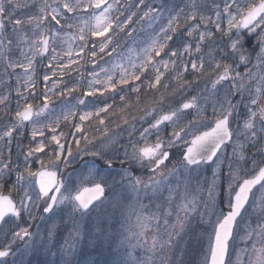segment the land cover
Here are the masks:
<instances>
[{
  "label": "snow or ice",
  "instance_id": "6c2138e0",
  "mask_svg": "<svg viewBox=\"0 0 264 264\" xmlns=\"http://www.w3.org/2000/svg\"><path fill=\"white\" fill-rule=\"evenodd\" d=\"M119 4L120 0H0V86L7 89L0 94V230L7 225L6 240L11 234L7 244L0 243V258L15 255L12 246L18 240L26 242L38 234L31 231L37 219L34 210L46 221L58 210L70 209L71 238L80 235V221L98 211L111 191L114 206L126 209L129 219L136 218V235L146 250L138 264H185L187 250L182 242L197 217L201 249L195 264H264V0H179L158 6L146 0H123V7ZM141 22L153 29V35L141 50L139 64L130 60L128 66L116 65L118 80L105 68L88 72L91 79L83 85L76 106L85 105L87 97L98 101L109 91H121L119 86L141 80L150 69L154 79L146 81L147 87L157 91L165 73L175 72L176 86L167 94L179 93L182 102L169 104L164 111V93L150 101L140 120L149 117L151 122L135 139L131 138L135 124L122 116L120 123L131 129L123 144L120 133L113 132L101 115L110 114L112 105L82 111L80 123L72 125V135L81 137L74 138V151L66 133L57 131L61 117L41 121L52 95L80 91L81 79L71 87L63 84L62 91L56 89L84 62L96 65L103 55L111 57L119 48L114 38L120 33L132 36L131 26ZM250 37L255 38L254 45ZM58 43H67L63 54ZM46 56L50 74L43 75L42 105H36V66L38 58ZM185 74L192 79H185ZM13 78L14 89L9 84ZM140 87L135 85L132 91L139 93ZM162 87L167 91L169 84ZM190 91L195 95L189 96ZM76 115L69 108L62 119L70 122ZM93 116L103 127V139L84 135L83 124ZM26 125H31V140L28 145L17 144L22 149L21 166L13 161L12 144L24 137ZM229 146L231 154L222 156ZM177 151L180 158L168 167L166 162ZM77 155L98 158L100 164L89 162L72 184L61 167ZM33 158L39 168H33ZM209 163L214 165L211 176L199 175L201 165ZM133 168L140 174L134 175ZM59 223L63 221L48 226V238L56 234ZM148 232L151 236H146ZM60 264L77 261L66 250Z\"/></svg>",
  "mask_w": 264,
  "mask_h": 264
},
{
  "label": "rangeland",
  "instance_id": "374dc122",
  "mask_svg": "<svg viewBox=\"0 0 264 264\" xmlns=\"http://www.w3.org/2000/svg\"><path fill=\"white\" fill-rule=\"evenodd\" d=\"M146 3H151L153 6H158L161 3L173 4L179 3V0H146ZM118 7H123V0H120ZM115 14V11H114ZM127 10L125 9V15ZM71 15V14H70ZM142 15V12L140 13ZM131 28L135 29L132 36H127L125 33H120L114 39L119 43V48L116 53H113L111 57L103 55L102 59H97V64L93 65L90 62H84L77 71L70 72L63 78V83L60 88L56 91H62L63 84L71 87L72 84L78 80H82V88L80 91L73 93L71 96H61L57 97L52 95L51 104L49 110L41 118L42 122H48L55 119L56 117H61L60 128L58 132L63 130L66 133L67 143L73 145L75 151V145L73 143L74 138H81L80 134H76L75 137L72 133H75V129L72 127L75 123H80L79 113L82 111H94L95 107H103L104 103L112 105L110 114H101L105 118V124L110 126L113 132L120 133L121 144L126 143L129 137V125L120 123L122 116H126L129 119V124H135V131L132 132V139H135L139 135V131L142 130L145 121L151 118L146 117L144 121L140 120V116L143 115V111H146L145 105H148L150 101H156L161 93L165 94V102L162 107L164 111L168 110L169 104L176 106L178 103L182 102L179 93L169 96L172 88L176 86L175 81L172 79L175 76V72L168 71L162 78V84L168 83L169 87L167 91L161 85H158V91L155 89H149L147 87L146 81L154 79V73L150 69L145 75L141 76L139 81H130L129 85L119 86L121 91L106 93L100 100H96L94 97L85 98V105H77V98L81 97L82 91L84 90L83 85H86L89 77L87 74L91 71L100 72L101 68L108 69L111 73H114V79H119L120 69L116 65L123 63L125 66L129 65V61H133L137 64L140 62L141 50L145 48L153 35V29H150L147 24L141 22L140 24H133ZM158 30V28L156 29ZM66 31H68L66 29ZM250 42L255 43V38L250 37ZM254 45V44H253ZM75 47V44H73ZM58 51H67V43H58ZM109 48L107 51H110ZM50 55V54H49ZM48 57L46 56L43 60L38 58V63L36 66V92L37 95L34 100V104L42 105V94H43V75L49 73V69L45 67L47 64ZM64 63H67L66 58ZM131 71V69H129ZM163 70V69H162ZM240 71H243V66ZM3 69L0 68V74H2ZM83 74L82 78L80 74ZM76 77V78H75ZM78 78V79H77ZM185 79L191 80L192 76L190 74H185ZM5 79H7L5 77ZM53 79H59V77H54ZM10 86L14 89L15 82L14 78L9 81ZM135 85H141L139 93L133 92L132 87ZM203 86V85H201ZM51 87V84H49ZM7 91L6 88L0 86V94H4ZM99 95V94H98ZM124 95L126 97L125 101H121L120 96ZM188 95H195V92L190 91ZM139 96V100H137ZM11 98H14V102L10 103V107L14 110L16 107V96L15 92H12ZM238 99V98H237ZM128 107H125V105ZM137 106L140 111H137ZM69 108L74 109L77 115L72 118L70 122H65L62 119V113L67 112ZM94 109V110H93ZM119 109H124L121 113ZM209 116L211 115V108L208 109ZM135 116L136 119L133 121L131 117ZM190 118V117H189ZM141 124V125H139ZM119 125V127H115ZM84 135L89 138L95 136L98 139H103L101 132L103 127L97 123L95 116L90 118L89 121L84 122ZM30 130L31 125H26L24 130V137H17L14 139L12 144V155L13 161L15 163L23 165V156L20 154L22 149L17 147V144L28 145L30 143ZM203 130V129H202ZM46 135L50 133L46 132ZM38 140L40 138H37ZM64 142V141H62ZM95 143V141H94ZM83 146V141L81 143ZM99 146V145H97ZM49 149H46L48 151ZM91 150V149H90ZM229 152L231 154V147H229ZM42 155V154H38ZM96 160L88 155L80 156L77 155L74 160L68 164L66 169L73 168V164L79 163L81 166L76 170L72 171L71 177H68V181L72 184H76L77 178L81 172H83L88 163ZM40 165L33 158V168H39ZM214 165L210 168L212 174V169ZM65 169V170H66ZM227 172V168L225 169ZM119 169L113 170V175H115ZM225 172V173H226ZM117 180L119 176L116 177ZM15 179V175L10 178L9 184H11ZM116 192L120 191L119 185L114 186ZM113 192L108 193V201L98 210L92 211L89 215L85 216L83 220L80 221L81 232L79 236L73 235L69 238V231L72 227L71 222L68 219V212L70 209L64 208L58 210L56 216L48 220H41L39 215H36L37 219L32 222L31 231L38 233L37 235L29 238L26 242L17 241L12 247L15 249L13 253L15 255H10L4 259H0V264H60V260L65 251H71L75 257L77 264H138L139 261L145 258L146 250L144 247L139 245L136 237V227H135V216L128 218V211L121 210L119 207L114 206L112 201ZM147 202L146 200L144 203ZM148 203V202H147ZM251 212V209H249ZM48 216V215H45ZM62 220L63 223L58 224V229L56 234L48 238L47 229L53 221ZM253 223H255L256 217L252 216ZM243 223V221H242ZM191 231L185 237V241L182 242V247L187 250V254L183 257L185 264H195V262L200 258L201 242L196 238L200 232L201 225L199 218L197 217L193 220L190 225ZM7 231V226H4V230L0 231V243L7 244L8 240L11 239V234L8 235V240L4 238V232ZM27 244V246H26ZM71 245V248H69ZM203 246L206 248V241L203 242ZM237 246H242L237 244ZM177 256H179V250H177Z\"/></svg>",
  "mask_w": 264,
  "mask_h": 264
},
{
  "label": "flooded vegetation",
  "instance_id": "af4514ba",
  "mask_svg": "<svg viewBox=\"0 0 264 264\" xmlns=\"http://www.w3.org/2000/svg\"><path fill=\"white\" fill-rule=\"evenodd\" d=\"M252 44H255V43H253L252 42ZM241 69V68H240ZM11 99V102H14L15 100H14V98H10ZM145 127H147V126H145ZM153 139H154V137H153ZM230 147V146H229ZM229 147H227V148H225V149H223L222 150V152H221V155L222 156H228V155H230V152H229ZM180 158V153L177 151V152H175V154L172 156V158H171V160L170 161H168V162H166L167 164H168V167H171V165H172V162L173 161H175V160H177V159H179ZM98 162H99V164H100V161H99V159L97 160ZM81 165L79 164V163H76V164H73V168H69V169H66L65 167H61V171L63 172V175H64V177L67 179V181H68V177H71V175H72V171H74V170H76V172L78 171V168L80 167ZM213 165L211 164V163H209V164H204V165H201V168H200V170H199V175H201V176H204V175H210V173H211V167H212ZM227 167L225 166V168L223 169V171L224 172H226V169ZM66 169V170H65ZM118 169V168H117ZM132 171H133V174L134 175H139L140 173H139V171L136 169V168H133L132 169ZM147 201V200H146ZM148 202V201H147ZM147 202H145V203H147ZM35 211V210H34ZM36 213V215H39L40 214V212L39 211H36L35 212ZM34 213V214H35ZM40 216V215H39ZM7 226V225H6ZM136 233H138V231H139V229L136 227ZM1 231V230H0ZM135 233V234H136ZM146 236H151V232H148V233H146ZM134 237H136V239H137V242L139 243V245H140V240H141V238L140 237H138L137 235L135 236L134 235ZM14 248L12 247V252H14ZM0 259H3V258H0ZM5 260V259H4Z\"/></svg>",
  "mask_w": 264,
  "mask_h": 264
},
{
  "label": "trees",
  "instance_id": "16d2710c",
  "mask_svg": "<svg viewBox=\"0 0 264 264\" xmlns=\"http://www.w3.org/2000/svg\"><path fill=\"white\" fill-rule=\"evenodd\" d=\"M76 78V77H75ZM78 79V78H77ZM90 79V78H89ZM147 122V121H146ZM147 123H150V122H147ZM147 123H146V125H147ZM139 125H141V124H139ZM141 127H143V126H141Z\"/></svg>",
  "mask_w": 264,
  "mask_h": 264
},
{
  "label": "bare ground",
  "instance_id": "6f19581e",
  "mask_svg": "<svg viewBox=\"0 0 264 264\" xmlns=\"http://www.w3.org/2000/svg\"><path fill=\"white\" fill-rule=\"evenodd\" d=\"M62 98V97H61ZM94 110V109H93Z\"/></svg>",
  "mask_w": 264,
  "mask_h": 264
}]
</instances>
